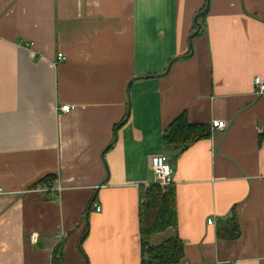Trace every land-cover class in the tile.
Instances as JSON below:
<instances>
[{"label": "crops", "instance_id": "crops-1", "mask_svg": "<svg viewBox=\"0 0 264 264\" xmlns=\"http://www.w3.org/2000/svg\"><path fill=\"white\" fill-rule=\"evenodd\" d=\"M205 4L0 0V264H50L56 245L62 264H142L139 191L158 154L177 225L150 244L178 237L180 264H264V0H209L179 59ZM182 114L210 136L165 146ZM49 176L59 193L38 190ZM232 216L239 238H218Z\"/></svg>", "mask_w": 264, "mask_h": 264}, {"label": "trees", "instance_id": "trees-1", "mask_svg": "<svg viewBox=\"0 0 264 264\" xmlns=\"http://www.w3.org/2000/svg\"><path fill=\"white\" fill-rule=\"evenodd\" d=\"M204 15L197 19L199 24ZM195 29V25H193V31ZM209 136V125L190 124L182 114L167 126L162 140L165 146L185 147L207 139ZM52 180L53 176L45 177L39 184ZM139 198L138 224L142 253L141 263L180 264L183 259V243L178 237L168 238L156 246L150 244L152 236L163 233L168 229H176V195L173 183L164 189L152 183L147 188L140 189ZM217 236L224 240L239 238L240 229L235 216L218 225ZM50 264H62V245H56L53 248Z\"/></svg>", "mask_w": 264, "mask_h": 264}, {"label": "built area", "instance_id": "built-area-1", "mask_svg": "<svg viewBox=\"0 0 264 264\" xmlns=\"http://www.w3.org/2000/svg\"><path fill=\"white\" fill-rule=\"evenodd\" d=\"M64 61H65V57L61 53H59L56 56V62L54 64L56 65ZM253 86H254L256 95H261L264 93V82L261 81L258 77H255L253 79ZM73 108L74 107L70 105H64V106L56 108V110H60L62 113H67V112L72 111ZM225 128H226V123L224 121L213 120L211 122L212 130L223 131ZM150 168H151V171L154 177L155 184L159 185L163 189L169 186L170 184H172V168L167 158L164 155L158 154V155L153 156L150 160ZM38 190L41 192L50 191V192H54L55 194H57L60 192V187L53 180V181L43 182V183L38 184ZM91 206L95 212H100L101 209L97 205L96 202H93ZM214 222L215 221L213 219H208L207 224L212 225L214 224ZM212 264H220V263L215 262ZM226 264H230V263H226Z\"/></svg>", "mask_w": 264, "mask_h": 264}, {"label": "water", "instance_id": "water-1", "mask_svg": "<svg viewBox=\"0 0 264 264\" xmlns=\"http://www.w3.org/2000/svg\"><path fill=\"white\" fill-rule=\"evenodd\" d=\"M208 7H209V0H206V6H205V8H204L202 11H200L199 13H197V14L194 16V18H193V24L195 25V28H196V29L193 31V33L190 35V37H189V39H188V45H189V48H190V53H189L188 55H185V56L180 57L179 59H187V58L191 55V53H192V51H191V47H192V38H193L194 36H196V35L200 32V30H201V25L197 22V19H198L201 15L205 14V13L208 11ZM175 60H177V59H175ZM173 61H174V60H172V61H170V62L168 63L167 68H166V70H165V72H164L163 74H161V75H156V76H148V77H146V78H154V77H162V76H164V74H166V73L168 72V70H169L171 64L173 63ZM85 216L87 217V213H86Z\"/></svg>", "mask_w": 264, "mask_h": 264}]
</instances>
